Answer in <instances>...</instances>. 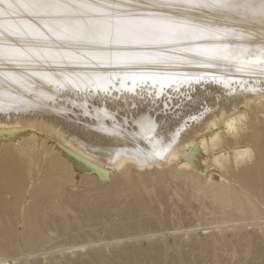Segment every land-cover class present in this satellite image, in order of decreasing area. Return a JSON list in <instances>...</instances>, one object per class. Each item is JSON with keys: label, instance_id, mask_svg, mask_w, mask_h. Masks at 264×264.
<instances>
[{"label": "bare ground", "instance_id": "1", "mask_svg": "<svg viewBox=\"0 0 264 264\" xmlns=\"http://www.w3.org/2000/svg\"><path fill=\"white\" fill-rule=\"evenodd\" d=\"M259 4L260 0H0V134L9 138L0 139V196L8 193L12 182L31 181L24 153L35 145L34 133L56 135L53 148L67 159L59 164L69 176L74 165L86 172L80 178L83 190L77 179L67 181L64 172L53 180L44 178L50 188L59 183L54 203L44 202L39 194L32 208L46 235L41 233V245L49 243L54 224L47 214L64 213L68 198L75 197L80 208L75 209L79 224H84L82 209L97 220L108 213L122 218L145 211L161 221L164 205L174 198L172 182L190 188L188 195H180L185 204L192 196L199 204L207 199L202 207L209 204V211L221 214L225 223L238 217L263 218L264 16ZM160 96L158 106L155 98ZM174 97L176 105L188 101L177 113L162 109ZM124 112L130 113L128 128ZM20 129L22 135L13 139ZM236 141L239 146L234 147ZM247 142L253 144V158L244 153ZM225 145L234 155L238 152L237 159L222 156ZM207 154L228 171L211 185H204L198 172ZM79 157L96 168L80 163ZM5 220L0 210V229ZM208 235L189 242L208 247L215 264H238L232 263L233 255L224 259L216 249L243 252L250 238L238 232L229 241ZM4 238L0 234V264H9L3 255L8 245ZM32 243L29 249L39 248ZM122 253L115 259L99 254L95 260L139 263L127 250L132 259ZM81 261L78 264H88ZM48 264L63 263L53 259Z\"/></svg>", "mask_w": 264, "mask_h": 264}, {"label": "rangeland", "instance_id": "2", "mask_svg": "<svg viewBox=\"0 0 264 264\" xmlns=\"http://www.w3.org/2000/svg\"><path fill=\"white\" fill-rule=\"evenodd\" d=\"M246 76L247 75H243V77ZM181 97H182L181 99L184 98L183 96ZM162 99H163L162 96L155 98V101H158L157 103L158 106L159 105L161 106L162 104L161 102L163 101ZM173 99L174 100H172L171 104H168L170 103V101L167 100L166 102L167 105L162 106V109L171 110V112L175 111V113H177L176 110H178V108L182 109L181 106L186 104L185 102L188 101V99L187 100L185 99L183 101L184 103L180 102V104L178 103L176 105L175 100H177V98L174 97ZM146 103L148 102L143 101V104ZM73 108L75 109L76 107ZM241 108L244 109L243 107ZM126 110L130 111L129 109ZM124 113L127 119V115L129 117L130 113L129 114L128 113L126 114V112ZM83 116H85V114ZM117 116L119 117V115ZM128 121L130 122V117L127 119V122ZM125 124L128 128L131 123L129 124L125 123ZM133 125L134 124H132V126ZM218 126L217 128H219ZM39 128L40 126H36V129L39 130ZM21 132L23 133L22 129L19 130L20 133L19 135L17 134L15 137L12 138L13 139L19 138V136L22 135ZM219 132L222 135L221 129ZM34 135H35L34 137L35 145L32 148L27 149L26 152L24 153L29 161V163L26 164V166L28 167V170H30L31 173L30 178H32L31 181L29 179L28 181H26V183L23 181L12 182L11 184H9L10 187L8 189V193L4 194L2 197L0 196V210L2 213H6V220H8L6 225L0 229V234L5 236L4 239L8 243V245L6 246L7 248L4 249V251L7 254L3 253V255H5V258L7 257L6 259L7 260L9 259L7 263L17 264L18 262L23 261L21 262L23 264H35L37 262L38 264H42V263L48 264L53 259H59L60 261H62L63 264L65 263L78 264L79 261L81 260H82L81 262H87L88 264H97L98 262L95 259L98 258L99 254L100 255L105 254V256L109 257L110 259L112 258L115 259V257L118 256L120 253L125 252L127 258L132 259V257L129 256L134 255L136 262H139L138 264L141 263L142 264H179V262L181 264H215L210 249L208 247H200L199 245L192 244L191 243L192 240L199 238L204 239V237L207 238L209 236L208 234H217L218 237L224 236V240L229 241L228 239L230 238V236L232 237L236 232H238L243 235L250 236L249 243L245 247L246 250L241 252L239 248L238 249L236 248L234 249L233 252H231V251H227V249L224 248L223 246H219V248L216 249L219 255L223 256L224 259H228L230 258V255H233L232 263H237L236 261L238 260V264H250L251 262L249 260L251 259L252 260L251 264H264V213L262 218L263 220L261 218L256 219L254 217L252 219H241L240 217H238V221L237 220H235L234 222L228 221L225 223L223 221V217L221 214L212 213L209 211L211 210L210 206L209 207L207 206L209 204L204 205V207H202L203 206L201 205L202 202H204V200L205 202H207L208 201L207 199L200 201L201 203L199 204V200L195 199L194 196L191 197L192 192L189 194L191 200L190 199L187 200L189 204L192 202L191 203L192 205L191 204L189 205L188 203H186L187 204L186 205L184 203L186 200H183L185 197L183 199L181 197L188 195V193L191 190L188 186L185 187L186 186L185 184L182 185L181 184L182 182L181 183L172 182L171 184V186L174 184V186H172L171 188L175 187L174 189L175 191L173 190L175 194L172 192L174 194V195L172 194L173 195L172 197L174 198H172L170 202L173 208L169 206V208L167 207L169 211H166L167 210L166 206L170 205V203L164 205L165 208L162 207L164 208L162 212L169 213V214L168 213L161 214L162 216L165 215L163 216L167 220V221L165 220L164 222L165 224L162 222L164 220L162 216H161L162 218L161 221H156L153 216L148 215L147 212L145 211L143 213L141 212L140 214L135 213L136 215L130 214L131 216L133 215L132 218H129L130 215L129 217L126 216L120 218V216L117 213H114V211H112L111 214L114 213L115 215H117L115 216L116 218H114V214L111 217L110 213L107 212L108 214H106L105 217L109 215V217H111L112 220L110 221L111 218L107 219L108 217L107 216L106 218L105 217L104 218L109 220L108 222L105 220L103 221L104 218L102 220L98 219L100 220L98 221L97 219L92 218L93 214L92 215L89 214V212H87V209L81 210V214L79 215H82L84 224L82 223L79 224L75 220L76 217L75 209H80V208L78 204H75L76 202L75 197L71 199L68 198L65 200L66 211H64V213H55V211H53L47 214L48 217L51 218V221L54 222V224L53 226L50 227L51 229L49 231L50 235L47 238L49 243L45 245H41L40 244L41 233H44V230L42 229V224H40L38 221L39 215L38 214L32 215V208L34 207V203L39 201L37 200L39 199L40 196L39 194L43 195L44 202L48 204L54 203L56 201V197L53 196V194L57 192L58 183H59L56 181L55 183L56 187L50 188L44 183V178L53 180L55 179L56 175L59 172H64L65 175L63 177L67 179V181L73 182L77 179L78 180L77 184L81 185L79 189L83 187L82 188L83 190L85 187L82 186L81 179L84 178L86 172H82L80 168H77L74 165L69 169L70 173H73L74 176L72 174H71L72 176H69L67 174L65 168H63V166L59 164V160L66 161L67 159L66 158L63 159V155L56 152L55 149L53 148V144L55 142L54 139L57 138L54 133L42 137L39 136L41 135L39 133L38 134L34 133ZM226 136L230 137L229 134L224 135V137ZM2 138L7 139L8 136L4 134H0V139ZM237 143L238 141H236V143L234 142V147L238 145ZM246 145L248 147V150L244 152L246 157L253 158L255 155L253 144L247 142ZM226 146L227 145L223 146L221 149L223 153V154L221 153L222 156L223 155L226 156L228 154L227 159L229 161L237 159L238 152H236L237 155L236 153L234 155L231 152V148L229 147V145L227 147ZM63 147L65 148V146L61 144L60 148L62 150L64 149ZM63 151L65 153H68L69 155L72 154L70 150L64 149ZM206 156L207 159L205 160L204 165H202L203 167L201 166V169L198 172L200 176L203 175L201 176V178L205 181L203 184L211 185L220 180L221 178L220 173L224 172V168L221 169L219 165L216 163V161L214 160L212 161V159H210L208 154ZM78 161L83 164L84 162L85 163L88 162L86 159H82L80 157ZM90 162L91 161H89V164L87 163L88 166L89 165L92 166V163ZM69 164L70 162L67 161L66 163L67 168ZM93 166L90 168L91 169L96 168V165ZM225 171L228 172L227 170ZM75 174H77V176ZM82 174H84V176ZM225 175L228 174L226 173ZM175 184L176 186L179 184L178 186H180L181 190L180 188H177L178 186L176 187ZM181 186H183V189ZM176 188L177 190L179 189V191H177ZM186 190L187 191L190 190V191L187 192ZM177 194L179 196H177ZM120 198L118 200H121V204H122L124 202V199L122 201V198L121 199ZM174 200L175 202H173ZM178 202L179 203L183 202L184 204L180 203L181 205L179 207ZM193 203L195 204V206L198 204L199 206L201 205L200 206L202 207V209L200 208L201 211L198 210L199 206L198 208H195V206H193ZM184 205L185 207L182 208V206ZM188 205L190 207L192 206L191 208L193 209V211H195L194 213L191 212L192 209L190 210V208H188ZM205 206H207V208L209 209H207ZM194 208L198 211V214ZM159 212L161 213V211ZM199 213H201L200 214L201 216H199ZM196 215L198 216L196 217ZM87 216H89L90 218L89 220L86 219ZM136 216L137 218H135ZM198 217L201 218L199 219ZM121 220H123V222ZM139 221H141V223H139V225L136 226V223L138 224ZM123 223L126 226L127 225L130 226V224L131 226L134 224V226L132 227L128 226L127 229L123 231L121 229V225L122 226L124 225ZM141 224H143V226L145 227V228L143 227L144 230H142V227L138 228L141 226ZM111 225H113L112 228L114 227V229H111ZM106 227L108 228L106 229ZM135 227H137L138 229H136ZM128 228H130V230ZM250 228L251 229L253 228L254 230L253 229L251 230ZM135 229L138 231H136ZM106 230H108V232H106ZM101 231L104 232L102 233ZM105 233L107 235H105ZM257 233L258 235L260 234V236H258ZM92 234H94L93 236L96 237L93 238ZM44 236H46L45 233ZM226 237L227 239H225ZM32 241L34 242V244L39 245V248L40 247L41 248L39 249L37 246L38 249L37 248L29 249L28 246L33 245ZM42 248H44V250ZM34 249H36L37 251H35ZM126 250L127 253L128 254L130 253L131 255L127 256L128 254L126 253ZM128 250H130L131 252ZM33 251L36 253L33 254L32 253ZM139 255H141L142 260L140 259ZM136 256L139 258L136 259ZM43 257L45 258V260ZM146 257L148 258L146 259ZM149 257H151L152 259ZM49 258L52 260H50ZM87 258L90 260V262H88L89 260ZM139 259L140 261H138ZM148 259H150L151 261ZM112 264H115V262Z\"/></svg>", "mask_w": 264, "mask_h": 264}, {"label": "snow or ice", "instance_id": "3", "mask_svg": "<svg viewBox=\"0 0 264 264\" xmlns=\"http://www.w3.org/2000/svg\"><path fill=\"white\" fill-rule=\"evenodd\" d=\"M259 9H260L261 15L264 16V0H260Z\"/></svg>", "mask_w": 264, "mask_h": 264}]
</instances>
